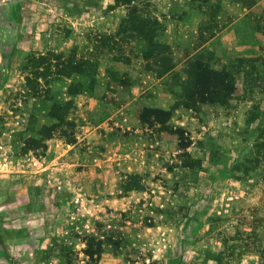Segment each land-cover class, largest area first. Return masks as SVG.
<instances>
[{
  "label": "rangeland",
  "instance_id": "1",
  "mask_svg": "<svg viewBox=\"0 0 264 264\" xmlns=\"http://www.w3.org/2000/svg\"><path fill=\"white\" fill-rule=\"evenodd\" d=\"M131 16L158 20L173 71L155 75ZM202 50L237 67L231 99L142 122L144 107L170 108ZM82 57L98 84L72 96L80 77L64 72ZM263 247L264 0H0V264H258Z\"/></svg>",
  "mask_w": 264,
  "mask_h": 264
},
{
  "label": "trees",
  "instance_id": "2",
  "mask_svg": "<svg viewBox=\"0 0 264 264\" xmlns=\"http://www.w3.org/2000/svg\"><path fill=\"white\" fill-rule=\"evenodd\" d=\"M129 1L115 0L116 4H126ZM130 23L127 22V24H124L123 29L126 30L127 28L128 31L132 32V37L142 42V57L146 61H151L159 67L154 69L155 75L161 76L166 72L173 71L175 62L169 45L156 39L158 35V20L131 16ZM126 25H129V27H126ZM205 52L207 53H203L202 50V52L195 53L186 61L184 66L185 76L180 82V92L170 108L163 110L144 107L140 115L142 122L152 123L153 120H158L164 123L170 119L172 111L179 106L186 109H198L203 104H226L231 99L233 95L232 86L235 82L236 74L239 72L236 70L237 67L234 69L228 65H223L220 69L214 68L209 63L211 61L210 51ZM38 61H42V58L39 57L34 62ZM71 61L69 68L67 67L64 73L67 75L76 73L80 78L69 84L67 92L72 96L82 92L91 94L98 84L97 65L87 57L73 59ZM35 64L33 77H46L48 75V68L46 67L39 71V63L37 65ZM27 81L30 82V79H27ZM71 106V99L66 101L54 100L49 107L48 116L56 122L51 125L42 126L39 132L41 134L40 139L34 138L28 141L35 146H39L41 140L51 137L53 129L63 122ZM66 123L67 125H73V122L69 120ZM135 187L140 186L139 184H135V186H130L127 189ZM258 256V264H264V247L258 251Z\"/></svg>",
  "mask_w": 264,
  "mask_h": 264
},
{
  "label": "crops",
  "instance_id": "3",
  "mask_svg": "<svg viewBox=\"0 0 264 264\" xmlns=\"http://www.w3.org/2000/svg\"><path fill=\"white\" fill-rule=\"evenodd\" d=\"M82 99L85 100L87 98V96L83 95L82 96ZM90 104H88L89 107H91L92 105V102L90 101L89 102ZM103 123V122H101ZM100 123V124H101ZM98 125H93L91 127H89V132L88 133H85V138L87 139V142L90 144L89 147L93 148V145L96 144L95 141H97L98 139V136L96 135V132H95V129ZM95 139V140H94ZM60 142H54L52 140L51 143H49L48 145V150L51 151V154L53 156V160L55 158H58L56 156H58L59 152L61 153L60 150L64 151V148H63V144H59ZM90 151V150H89ZM70 155L66 156V158L69 160V161H79L81 160L82 162H84L86 159V157H91L90 154L86 153V152H83L81 153L80 155L76 154L75 152H73L72 150H70Z\"/></svg>",
  "mask_w": 264,
  "mask_h": 264
}]
</instances>
